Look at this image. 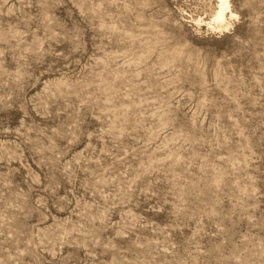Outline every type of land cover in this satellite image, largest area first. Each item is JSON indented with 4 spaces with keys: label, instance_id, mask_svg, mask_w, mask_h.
<instances>
[{
    "label": "rangeland",
    "instance_id": "1",
    "mask_svg": "<svg viewBox=\"0 0 264 264\" xmlns=\"http://www.w3.org/2000/svg\"><path fill=\"white\" fill-rule=\"evenodd\" d=\"M230 1L0 0V264H264V0Z\"/></svg>",
    "mask_w": 264,
    "mask_h": 264
},
{
    "label": "bare ground",
    "instance_id": "2",
    "mask_svg": "<svg viewBox=\"0 0 264 264\" xmlns=\"http://www.w3.org/2000/svg\"><path fill=\"white\" fill-rule=\"evenodd\" d=\"M213 2H215L214 10H212L210 20L206 22L208 28L212 30L227 29L231 24V20L238 17L232 10L231 1L213 0ZM197 22L200 24L203 20L200 18Z\"/></svg>",
    "mask_w": 264,
    "mask_h": 264
}]
</instances>
